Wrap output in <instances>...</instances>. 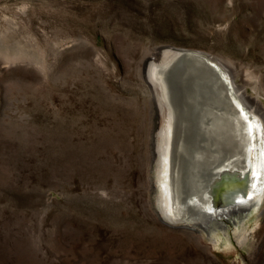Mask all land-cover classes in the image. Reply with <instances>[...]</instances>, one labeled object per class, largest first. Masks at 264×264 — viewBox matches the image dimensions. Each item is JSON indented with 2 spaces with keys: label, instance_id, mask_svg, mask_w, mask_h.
<instances>
[{
  "label": "rangeland",
  "instance_id": "1",
  "mask_svg": "<svg viewBox=\"0 0 264 264\" xmlns=\"http://www.w3.org/2000/svg\"><path fill=\"white\" fill-rule=\"evenodd\" d=\"M169 46L264 108V0H0V264H264V190L211 224L160 216L145 70ZM185 84L187 110H214L217 91Z\"/></svg>",
  "mask_w": 264,
  "mask_h": 264
},
{
  "label": "bare ground",
  "instance_id": "2",
  "mask_svg": "<svg viewBox=\"0 0 264 264\" xmlns=\"http://www.w3.org/2000/svg\"><path fill=\"white\" fill-rule=\"evenodd\" d=\"M153 54L146 59L145 79L155 93L163 123L157 133H161L163 144L157 141L156 146L160 216L170 225L183 222L188 228L190 222L211 224L242 211L264 190V108L233 76L232 81L219 71L220 63L208 55L173 46L156 48ZM186 79L206 86L209 89L204 91L208 93L217 91L219 96H212L215 100L211 102L214 110L212 106L204 109L196 105L193 95L185 101L189 105L188 110L185 108L179 92L186 86ZM251 84L259 95L257 84ZM212 97L206 95L203 99L209 101ZM219 107L224 110L221 114L217 112ZM256 115L262 118L263 127ZM183 136L193 139L195 147L186 150ZM226 145L232 154L227 153L229 156L222 161ZM213 161L220 162L209 167ZM200 170H204L205 180L198 177ZM217 201L223 204L216 206Z\"/></svg>",
  "mask_w": 264,
  "mask_h": 264
},
{
  "label": "water",
  "instance_id": "3",
  "mask_svg": "<svg viewBox=\"0 0 264 264\" xmlns=\"http://www.w3.org/2000/svg\"><path fill=\"white\" fill-rule=\"evenodd\" d=\"M229 176H232V175H228V177H229ZM228 177H227V178H228ZM231 178H233V176L230 177V179H231ZM217 194H218V193H217ZM222 204H223V201H222V203H221L220 201L215 202V205H216V206H218V205H222Z\"/></svg>",
  "mask_w": 264,
  "mask_h": 264
}]
</instances>
